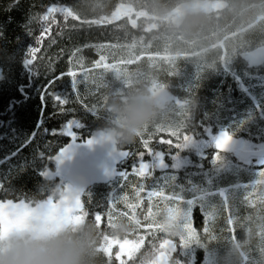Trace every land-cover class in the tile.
<instances>
[{"label":"trees","instance_id":"16d2710c","mask_svg":"<svg viewBox=\"0 0 264 264\" xmlns=\"http://www.w3.org/2000/svg\"><path fill=\"white\" fill-rule=\"evenodd\" d=\"M120 6L135 14L107 21ZM260 46L261 0H191V9L187 0H0V202L34 206L49 187L72 185L59 175L43 179L55 172L57 152L96 135L106 91L147 84L167 94L170 121L120 147L129 155L113 180L79 197L81 213L101 215V228L110 215L140 226L124 240L105 237L104 258L132 264L146 247L155 257L167 252L160 245L168 241L169 264H214L215 256L264 264V156L241 161L226 145L215 148L226 134L240 149L264 150V64L243 57ZM170 124L187 137L180 147L163 130ZM138 159L143 176L132 173ZM173 211L188 214L194 239L184 225L170 237L153 223L161 213L174 219ZM183 237L190 243L180 246ZM125 242L134 248L121 255Z\"/></svg>","mask_w":264,"mask_h":264},{"label":"clouds","instance_id":"9594fccd","mask_svg":"<svg viewBox=\"0 0 264 264\" xmlns=\"http://www.w3.org/2000/svg\"><path fill=\"white\" fill-rule=\"evenodd\" d=\"M191 9V0H187ZM264 10V0H261ZM105 119L96 135L113 150L132 144L146 129L170 121L172 107L165 95L147 84H130L104 94ZM86 180L77 177L72 185H55L47 189L46 199L37 200L26 225L0 238V264H108L103 256L105 237L120 241L131 237L140 228L127 218L109 219L101 228L94 218L80 213L76 223L48 225L42 206L47 200H77L83 194ZM166 235H182L183 220L161 215L153 221ZM154 247H146L132 259V264H155ZM214 264H220L215 256Z\"/></svg>","mask_w":264,"mask_h":264},{"label":"snow or ice","instance_id":"6c2138e0","mask_svg":"<svg viewBox=\"0 0 264 264\" xmlns=\"http://www.w3.org/2000/svg\"><path fill=\"white\" fill-rule=\"evenodd\" d=\"M57 9L53 7H48L47 12L48 13H53ZM60 12H62V8L59 9ZM41 19H47V16L41 17ZM44 32H47L48 29L44 28ZM43 35V32L41 33ZM39 42V41H38ZM36 53V49L30 47L27 50L26 54V61L29 65L32 64V60L28 59L27 56H32L34 58V54ZM67 75L69 77H72L74 82H75V74L71 69H69ZM59 78V77H55ZM54 78V79H55ZM59 104L61 102L59 101ZM161 127H157L156 131H160ZM163 130L168 131L169 136H176L177 137V143L175 144V147H180L182 146L183 142L187 140L186 136H183L182 140L180 139L181 136V131L178 126H172L171 124L167 127L164 128ZM143 134V133H142ZM140 134L139 136H142ZM229 137L226 134L221 135L220 137L217 138L216 143H215V148L217 150H220L224 147V145L228 142ZM141 143L143 144V147L145 151L150 154L151 149L149 147L148 141L146 140H141ZM163 143H170V141L165 140ZM120 155L123 157H127L129 153L127 152H120ZM143 156V153H140V157ZM216 159V156H213V160ZM141 159H138V169L136 167V163L133 164L132 168V173L134 175H140L143 176L144 174L147 173L145 165L140 162ZM261 176H264V172L260 173ZM127 173L123 172L121 173V177H126ZM142 187V186H141ZM153 195H156V193L149 192V200L151 201V197ZM247 199V198H246ZM261 205L264 206V197L261 198L260 201ZM109 211L111 212L112 209V204L109 202L108 204ZM43 209V217L45 222L50 225V226H57L60 222H72L76 223L80 219V213H81V203L80 199L77 200H61V201H53V200H47L44 205L42 206ZM34 209L30 206H27L25 202L21 201L18 203H14L11 200H5L3 202H0V238H3L6 234H8L11 231L18 230L26 225L27 220L32 216ZM173 217L179 216L183 220V225L185 227V230L188 231L189 236L194 239V236L191 232V228L189 227V222H188V214L186 212H178V211H173ZM132 217V216H129ZM112 216H109V219H111ZM94 219L97 221V223L100 225L101 223V215L97 214L95 215ZM188 243H190V240H186L184 237L180 241V246H185ZM167 244V252L162 254L155 260V264H166V257L169 253H171L174 250V246L171 245L168 241H164L160 245L161 249L164 248V245ZM117 259L122 260L121 256L118 257ZM133 259V256L131 257ZM167 264H169V260L167 261Z\"/></svg>","mask_w":264,"mask_h":264},{"label":"water","instance_id":"95a60500","mask_svg":"<svg viewBox=\"0 0 264 264\" xmlns=\"http://www.w3.org/2000/svg\"><path fill=\"white\" fill-rule=\"evenodd\" d=\"M246 63L250 66L264 64V46H260L244 54ZM119 150H113L97 135L80 142L70 143L61 148L56 154V170L54 173L44 175L43 179L51 181L59 175L72 184L77 177L86 180V187L93 185H104L112 181L116 175V168L125 157L120 155ZM233 155L241 161H248L250 158H262L264 150H243L233 151ZM164 252H159L155 260ZM168 257H166V264Z\"/></svg>","mask_w":264,"mask_h":264},{"label":"rangeland","instance_id":"374dc122","mask_svg":"<svg viewBox=\"0 0 264 264\" xmlns=\"http://www.w3.org/2000/svg\"><path fill=\"white\" fill-rule=\"evenodd\" d=\"M201 6V5H200ZM214 6H209V5H206V9H209V8H213ZM135 13L133 12V10L129 7V6H120L118 7L114 13L112 14V16L107 19V21H114L120 17H130L132 15H134ZM177 14V13H176ZM159 93H162L163 95H165L168 99V96L167 94L163 91V90H159L157 91ZM229 149H232V151H235L237 149H240L236 146H233L232 144H229V143H226L225 144ZM117 248H118V252L119 254L121 255H126L128 254L131 250H133V246L129 243V242H125V243H122V244H118L117 245ZM164 253H166L165 251H163ZM156 257H154L155 259Z\"/></svg>","mask_w":264,"mask_h":264}]
</instances>
